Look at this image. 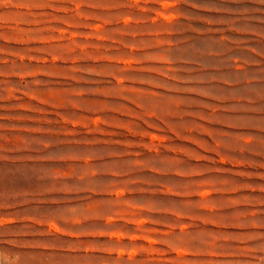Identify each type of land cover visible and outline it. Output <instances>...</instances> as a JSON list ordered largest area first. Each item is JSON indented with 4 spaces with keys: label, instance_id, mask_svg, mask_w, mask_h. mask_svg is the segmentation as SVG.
Here are the masks:
<instances>
[{
    "label": "rangeland",
    "instance_id": "374dc122",
    "mask_svg": "<svg viewBox=\"0 0 264 264\" xmlns=\"http://www.w3.org/2000/svg\"><path fill=\"white\" fill-rule=\"evenodd\" d=\"M0 264H264V0H0Z\"/></svg>",
    "mask_w": 264,
    "mask_h": 264
}]
</instances>
